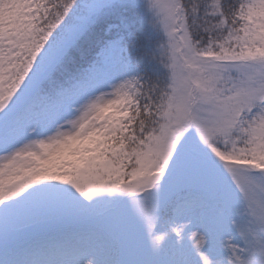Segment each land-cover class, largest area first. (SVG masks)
Here are the masks:
<instances>
[{"label": "snow or ice", "instance_id": "6c2138e0", "mask_svg": "<svg viewBox=\"0 0 264 264\" xmlns=\"http://www.w3.org/2000/svg\"><path fill=\"white\" fill-rule=\"evenodd\" d=\"M0 264H264V0H0Z\"/></svg>", "mask_w": 264, "mask_h": 264}]
</instances>
